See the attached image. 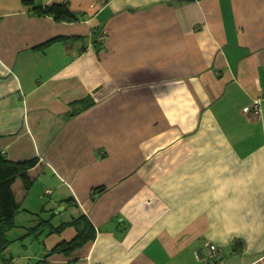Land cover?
<instances>
[{
    "label": "crops",
    "instance_id": "1",
    "mask_svg": "<svg viewBox=\"0 0 264 264\" xmlns=\"http://www.w3.org/2000/svg\"><path fill=\"white\" fill-rule=\"evenodd\" d=\"M56 2L0 0V152L39 158L35 185L59 192L32 206L33 187L16 222L62 208L74 212L54 227L84 214L97 232L47 264H206L207 246L217 264H264V0H67L78 23L32 13ZM32 234L41 248L23 264L76 237Z\"/></svg>",
    "mask_w": 264,
    "mask_h": 264
},
{
    "label": "trees",
    "instance_id": "2",
    "mask_svg": "<svg viewBox=\"0 0 264 264\" xmlns=\"http://www.w3.org/2000/svg\"><path fill=\"white\" fill-rule=\"evenodd\" d=\"M32 13L37 16H51L58 23H78L83 20V16L73 13L67 3L60 2L46 7L33 8ZM92 105L93 103L88 98L74 102L71 104L72 110L68 117L74 118ZM43 169L37 157L23 162H13L6 159L0 152V262L7 260L6 263L12 264L15 260L10 253L11 242L8 234L17 228L16 218L20 212H24L21 209L24 200L43 174ZM65 203L68 206L77 207L73 198H69ZM69 227L75 229L76 237L71 241H63L56 245L43 261L36 264H47L46 260L53 256L70 259L74 253L95 242L96 229L84 214L58 227H54L50 219L41 220L38 226L31 228V231L47 229L49 235H61ZM7 254H9L8 258Z\"/></svg>",
    "mask_w": 264,
    "mask_h": 264
},
{
    "label": "rangeland",
    "instance_id": "3",
    "mask_svg": "<svg viewBox=\"0 0 264 264\" xmlns=\"http://www.w3.org/2000/svg\"><path fill=\"white\" fill-rule=\"evenodd\" d=\"M48 183L49 184L47 185V184H43V183L39 182L38 184H36L34 186V189H33L34 193L32 194V197H30V199L28 201L29 203H32L30 205L34 206L33 201L35 200V197H34L35 195L40 196L43 199V200H41V203H42L41 206L43 207V206L47 205V202H50L53 200V198H51V191L55 192V193H59V192H57L58 188H56V183L52 184L51 179H48ZM46 188H47V190L50 189L49 194H46V192H45ZM56 195H57V197H59V194H56ZM48 208H49V206L46 209H48ZM72 212H74V211H72ZM72 212L68 211V212L58 213V208H56L53 211L51 210L48 213V215L44 214L42 211L37 212L36 214H32L31 216H28L25 213H21L20 217H18V219H17L19 227L14 229L12 234L8 237L9 241L11 242L10 253L12 255H14L15 259H18L17 260L18 263L16 262V264L26 263L27 262L26 260L28 258L24 257V256H26L27 254L29 255L28 257H30V258H36V256H35V255H37L35 252L36 248H39V249L41 248L39 241H37L35 239V236H33V234L30 235L29 237H28V235H26V233H28L31 228L38 226V224H40L41 220H47V218H49V217H53L54 220L52 222V225L54 226L58 222L61 223V221L65 220V219H70L71 217H69V215H70V213L72 214ZM21 218H23L22 222H21ZM19 222H21V223H19ZM25 235H26V237H25ZM23 245H27L28 248H26ZM8 255L9 254H7V258H8ZM198 255H199V253H198ZM18 257H24V258H18ZM222 258H223V256H222ZM6 262H7V260L6 261L3 260L0 262V264H8ZM220 262H218V263H220Z\"/></svg>",
    "mask_w": 264,
    "mask_h": 264
},
{
    "label": "built area",
    "instance_id": "4",
    "mask_svg": "<svg viewBox=\"0 0 264 264\" xmlns=\"http://www.w3.org/2000/svg\"><path fill=\"white\" fill-rule=\"evenodd\" d=\"M56 1L60 3L67 2V0H56ZM104 37L102 38L103 40L105 39ZM260 105H261V99L259 98L255 100L253 105L246 110V113L252 114L254 116H258L260 114ZM49 193L50 191L47 190L46 194H49ZM200 255L202 256V259L203 261H205L206 264H217L218 262L221 261L223 252L221 251V249L216 248L214 246H207L205 247L204 254H200Z\"/></svg>",
    "mask_w": 264,
    "mask_h": 264
},
{
    "label": "water",
    "instance_id": "5",
    "mask_svg": "<svg viewBox=\"0 0 264 264\" xmlns=\"http://www.w3.org/2000/svg\"><path fill=\"white\" fill-rule=\"evenodd\" d=\"M183 1H195V0H183ZM61 211H62V208H59L58 212H61Z\"/></svg>",
    "mask_w": 264,
    "mask_h": 264
}]
</instances>
